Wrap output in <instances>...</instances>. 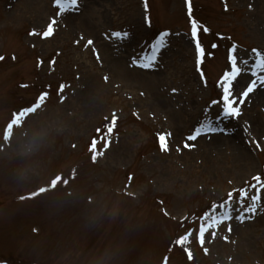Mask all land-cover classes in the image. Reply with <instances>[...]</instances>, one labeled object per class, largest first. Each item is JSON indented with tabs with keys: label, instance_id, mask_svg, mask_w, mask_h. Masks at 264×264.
I'll list each match as a JSON object with an SVG mask.
<instances>
[{
	"label": "rangeland",
	"instance_id": "obj_1",
	"mask_svg": "<svg viewBox=\"0 0 264 264\" xmlns=\"http://www.w3.org/2000/svg\"><path fill=\"white\" fill-rule=\"evenodd\" d=\"M191 5L210 30L201 32L212 53L202 65L206 85L186 0H148L147 12L144 0H79L48 39L30 33L46 30L53 0H0V264H264V193L243 222L236 200L232 220L205 217L228 192L264 177V85L238 119L220 124L226 133L183 148L220 94L228 49L236 45L249 64L251 49L264 51V0ZM165 31L172 35L158 66L133 65ZM88 39L101 61L85 49ZM113 113L112 144L93 162L89 146ZM162 133H171L168 152Z\"/></svg>",
	"mask_w": 264,
	"mask_h": 264
},
{
	"label": "snow or ice",
	"instance_id": "obj_2",
	"mask_svg": "<svg viewBox=\"0 0 264 264\" xmlns=\"http://www.w3.org/2000/svg\"><path fill=\"white\" fill-rule=\"evenodd\" d=\"M188 5V16L191 25V41L194 45V50L196 53V71L198 72L201 80L207 84L205 74L203 71V63L207 55H212V53H206V50L201 42V32L207 34L210 30L205 26L202 27L192 14V5L191 0H186ZM53 7L57 10L53 14L49 23L47 24L46 30L41 34L33 31L30 35L40 36L43 39H48L55 34L56 28L58 27V18L61 17L64 13L69 12L70 10L79 11V0H53ZM144 9L145 12L148 10V0H144ZM227 4H225V11H227ZM145 22L150 26L151 18L145 17ZM108 33L105 34V37H108ZM112 37L118 39H126L129 37L127 31L120 32L115 31L110 34ZM170 32H161L155 42L151 45L152 54L145 57H137L132 59V64L136 67L142 69H150L158 66V57L161 54V50L166 47L167 38L171 36ZM80 39H83L81 36ZM223 39V37H221ZM77 44L80 43V40L76 41ZM94 41L88 39L85 43V49L91 48L93 54L95 55L97 61H101L99 51L94 47ZM212 49L218 48L217 44L211 45ZM251 53L254 56V60L251 64L246 59L240 58V53L236 45H232L231 48L227 51L226 56V69L223 71L222 75L217 80V87L220 89V94L217 99H213L208 108V111L204 114L205 119L199 123V126L194 128V131L184 138L183 148L191 149L194 145L190 142L196 141L202 134H215V133H226L227 127L221 128L220 124L224 121L236 120L241 116V105L244 104L246 98L250 93L254 91L257 86V83L264 85V51L260 49L253 48ZM253 57H250V59ZM5 57L0 56V61H3ZM15 59V57H13ZM54 63V61H53ZM243 73H249L247 79L244 78ZM108 76H104V81H108ZM244 80V83L241 84L240 81ZM65 85L60 86V92H63ZM176 89L173 88V94L176 93ZM47 93H42L36 104H34L29 111H35L37 108L41 107L44 102ZM215 110V117L211 116V112ZM118 117L115 113L112 114L111 124L107 129H98V133H105L100 139L94 138L89 146V151L92 153L93 162L97 160L98 157L102 156L104 152L111 146L112 140L111 135L115 130ZM247 131V128L244 129ZM171 133H162L158 134V140L160 142V149L162 152L170 151L168 138ZM103 144V150L98 149L99 144ZM257 148L260 147V142L256 141ZM180 147H177V151H180ZM131 179V177H129ZM254 190V191H253ZM264 193V177L256 175L252 178V181L249 183L248 187H242L234 189L227 193V199L221 203L213 204L208 212L205 213L206 218L215 217L218 224L225 223L226 221L232 220L233 212V201L236 200L238 208L236 211L238 214L235 216V219L243 222V220L248 219L247 214L254 215L256 213L257 202L262 199L261 194ZM237 195L239 199L237 200ZM250 200L247 206H245V201ZM219 210V211H217ZM228 231H231V228H228ZM227 239V238H225Z\"/></svg>",
	"mask_w": 264,
	"mask_h": 264
}]
</instances>
